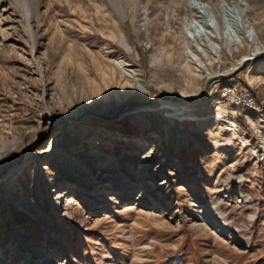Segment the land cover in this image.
Here are the masks:
<instances>
[{
  "label": "rangeland",
  "instance_id": "1",
  "mask_svg": "<svg viewBox=\"0 0 264 264\" xmlns=\"http://www.w3.org/2000/svg\"><path fill=\"white\" fill-rule=\"evenodd\" d=\"M114 1L36 0L30 29L0 0V264H264V116H230L228 79L116 115L234 70L264 101V56L199 49L191 0ZM202 1L222 32L245 1L264 46V0Z\"/></svg>",
  "mask_w": 264,
  "mask_h": 264
},
{
  "label": "bare ground",
  "instance_id": "2",
  "mask_svg": "<svg viewBox=\"0 0 264 264\" xmlns=\"http://www.w3.org/2000/svg\"><path fill=\"white\" fill-rule=\"evenodd\" d=\"M24 5L27 7L26 11V18L28 27L31 29V17L36 13L37 7L36 0H24ZM193 1L192 6L194 10H196V15L187 23V29L189 33V38H191L197 47L201 50H204L201 46L202 42L206 43L213 38H221L222 35L227 41V48L233 46V44H244L245 41H248L251 45V53L249 56L243 57L238 63L237 67L240 66L242 63L247 61H254L257 60L258 56H264V46L261 44L260 36L258 35L255 26H253L248 18L246 17L247 12L249 11V7L245 1L242 3H237L230 5L229 3L223 2L221 5L224 9V16H225V24L229 27L228 31L227 28H224L222 32V24L220 22V14L217 12L218 1L216 3H208L202 0H191ZM34 2V5L31 4ZM135 3V2H133ZM36 4V5H35ZM115 7L120 6L118 5V0L114 1ZM30 7V8H29ZM192 9V8H191ZM121 13V12H120ZM199 13V14H198ZM122 14V13H121ZM124 14V13H123ZM237 17H236V15ZM248 15V14H247ZM223 16V11H222ZM240 17V18H239ZM240 19V20H239ZM134 21V20H133ZM223 23V22H222ZM239 25V27H238ZM240 27L245 29V35L239 34ZM241 29V30H242ZM33 34V33H32ZM221 46H213V49L218 50ZM215 60H221L220 56L215 57ZM187 96V95H186ZM168 103H175L171 100H165ZM177 104V103H176ZM146 106H139L140 108H146ZM124 111V110H123ZM121 112L120 114H122ZM98 113L99 116L103 115ZM119 114V115H120Z\"/></svg>",
  "mask_w": 264,
  "mask_h": 264
},
{
  "label": "built area",
  "instance_id": "3",
  "mask_svg": "<svg viewBox=\"0 0 264 264\" xmlns=\"http://www.w3.org/2000/svg\"><path fill=\"white\" fill-rule=\"evenodd\" d=\"M222 85L218 99L221 100L230 112V116L236 114L244 117L264 116V101H258L252 93L242 86L234 77L226 80Z\"/></svg>",
  "mask_w": 264,
  "mask_h": 264
},
{
  "label": "water",
  "instance_id": "4",
  "mask_svg": "<svg viewBox=\"0 0 264 264\" xmlns=\"http://www.w3.org/2000/svg\"><path fill=\"white\" fill-rule=\"evenodd\" d=\"M242 64H245L242 63ZM235 72L236 70L230 72V73H219L217 75H214V76H211L209 77L206 82H205V85H204V88L202 90V92L200 94H196V95H187V96H183V97H166V96H158V97H154L146 102H143V103H136V102H131V103H128L127 105H125L123 108H121L118 113L116 115H119L121 112H123V110L128 107V106H134V107H139V106H146V105H150L151 103H153L155 100H161V101H165V100H171L172 102H175V103H180V102H184V101H187V100H193V99H200L202 97H204L207 92L209 91V88H210V85L213 81L215 80H218V79H230L232 78L234 75H235ZM87 114H95V115H98L97 112H88L86 114H83L82 116H85ZM101 115V114H100ZM80 116V117H82ZM79 117V118H80ZM100 117L104 118V119H110L109 116H105V115H101ZM5 172H1L0 173V176L3 175Z\"/></svg>",
  "mask_w": 264,
  "mask_h": 264
}]
</instances>
